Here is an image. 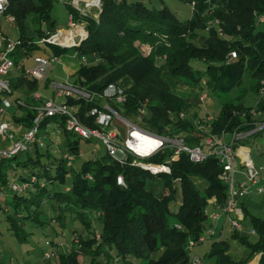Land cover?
I'll list each match as a JSON object with an SVG mask.
<instances>
[{"label": "trees", "instance_id": "obj_1", "mask_svg": "<svg viewBox=\"0 0 264 264\" xmlns=\"http://www.w3.org/2000/svg\"><path fill=\"white\" fill-rule=\"evenodd\" d=\"M54 1L9 0L3 11L14 17L19 32L15 39L19 43L9 53L12 69H19L14 75L8 73L11 86L8 95L22 86L31 93L37 88V80L21 62L32 52L44 55V47L36 43V38L51 33L55 22L52 16ZM184 1L191 4V15L182 20L166 6L157 9L141 1L101 0L98 19L86 18L88 35L84 40L70 47L48 46L55 56L70 54L80 60L79 68L72 74L74 86L95 94L102 93L110 84L123 88L125 100L119 104L111 102V105L126 120L159 134L165 132L166 126H171L173 132L186 134L188 144H199L201 132L194 127L193 121L195 118L202 121L203 116L198 107L192 106L195 103L191 95L175 93L168 78L175 79V84H187L198 95L202 78L191 61L201 60L208 76L206 87L210 90L221 93L239 86L247 71L251 77L249 89L257 94L259 82L264 79V27L259 28L264 24L259 20L264 16V0ZM67 9L75 13L71 7ZM215 18L219 20L217 26ZM42 24H46L47 29H42ZM138 42L151 46L149 55L141 54L136 47ZM231 50L236 51V57L229 59ZM159 56L165 58L158 66ZM82 57L86 58L85 63ZM245 91L242 89L239 96L222 103L211 122L212 132L235 128L245 131L251 128L246 124L248 121H264V98L258 96L254 105L246 106L243 103ZM30 95L25 101L17 97L10 101V107L16 108L10 121L24 129L34 125L36 107L41 104ZM66 102L75 106L76 115L84 125L96 126L94 117L88 112L93 106H100L101 99L73 95L67 97ZM19 108L21 113L17 112ZM141 108L144 113L140 112ZM251 109L261 114L252 116ZM181 111L188 117L169 118L171 113L178 115ZM49 120L55 121L66 133V148L73 154L81 153L78 140L69 137L75 134L65 129L64 118L52 116L41 121L35 137L39 139L26 142L25 148L1 159L0 210L6 213L14 234L23 232V220H36L42 212L41 204L52 199L57 203V215L51 217V221L62 225L64 212L69 210L86 226L85 232L73 233L72 244L76 246L73 245L69 252L58 253L57 264H81L80 255L90 257L89 264H105L111 260L126 262L130 258H146L147 264H193L188 254V240H196L212 225L211 220L206 224V206L213 201L223 204L227 194V184L219 177L221 166L217 157L210 155L200 162H192L181 153L172 161V149L167 148L148 160L151 163L166 161L170 173H152L133 164L134 158L130 155L120 163L106 152L100 158L83 161L68 180L72 164H67L64 155L56 157L47 149L40 151L49 139L45 135L48 132L40 128ZM43 155L50 159L48 163L41 161ZM13 162L29 170L26 175L19 174L10 181L2 168L7 170L8 164ZM119 174L123 184L116 182ZM10 183H26V186L12 190ZM56 183L67 185V188L57 189ZM7 189L12 192L10 199L4 197ZM178 192L180 199L176 203ZM245 199L239 202L244 215L242 222L247 220L251 224L250 232L258 238L248 243L238 232L242 227L233 229L232 236L248 248L246 257L241 260L232 257L227 252L228 241L219 234L203 258L199 256L202 264L209 257H214L212 264H249L254 258L256 264H264V219L248 213ZM89 210L96 212L101 225L98 232L90 231L92 223L86 217Z\"/></svg>", "mask_w": 264, "mask_h": 264}, {"label": "built area", "instance_id": "obj_2", "mask_svg": "<svg viewBox=\"0 0 264 264\" xmlns=\"http://www.w3.org/2000/svg\"><path fill=\"white\" fill-rule=\"evenodd\" d=\"M9 0H0V13L3 12L8 5ZM76 10H81L78 7V2L72 0ZM193 5V3H192ZM87 7L97 6L98 10H101L100 0L86 1ZM80 12V11H79ZM98 18V15L95 16ZM10 24L14 23V17L9 15L7 17ZM70 28L76 26V20L72 13L67 17ZM260 21H264V16L259 17ZM85 25V24H84ZM220 32V29H218ZM87 31H83L80 41L78 43L65 44L61 42L64 36L59 32L47 34V36L41 37L37 43L53 44L57 46L70 47L78 45L82 40L87 37ZM19 40H10L0 33V91L4 94L1 97L0 114L4 113L7 108L10 107V100L5 97V93L11 92V86L9 78L7 77L9 71L13 67L12 60L9 57V53L18 45ZM139 45V44H138ZM151 52V46L149 44L141 45V53L146 56ZM236 57V51L231 50L229 52V59ZM164 56L157 57L156 65H160ZM55 59V58H54ZM49 59L43 56H35V67L29 69V73L37 78L44 79V73L50 66ZM82 62H86V58H81ZM198 91L202 87H206L205 79H201ZM184 89H187V84H182ZM259 98H264V79L259 82ZM54 89L55 95H64L62 103H57L55 99L42 100L41 104L36 107L37 114L34 117V125L31 128L24 130L12 129L7 122L0 123V136L10 141V147L0 148V161L7 155L14 153L20 149L25 148L26 142H31L36 137L37 129L45 117L60 116L64 118L65 129L72 132L79 138L83 139H98L101 140L107 150L110 157L117 159L120 163L124 162L126 155H130L134 158L133 161H137L139 166L151 171L152 173L165 172L170 173L171 169L167 162L151 163L144 162L145 159L162 153L165 149H172L170 160H177L181 153L187 155L192 162H200L207 156H216L221 166V172L219 177L224 183L227 184V194L223 204H219L215 201L211 202L216 208L211 215V221L220 217V210L223 211V225L219 228V234H223V228L225 223H228L231 229L240 230V222L243 220V210L239 204L241 199L247 197L251 192L258 194H264V163L256 166L250 159L248 150H241L242 146L238 145L243 139H247L250 136L259 134L264 130V121H248L246 124L251 128L245 131H239L235 128L233 131H221V133L212 132L211 122L214 118L210 115H205L200 121L199 118H195L193 121L194 127L201 132L199 144H188L186 140V134L182 131L173 132L171 126L165 127L164 133H153L138 127L120 116L111 105V102L119 104L125 100V94L123 88L115 84L108 85L102 93H91L74 86L72 83H51ZM77 96L84 99H92L98 97L101 99L100 106H93L88 114L94 117L95 127H88L84 125L76 115V108L74 105H70L66 102V98L70 96ZM36 98L41 99V95H36ZM207 98L206 92H200L198 99L203 102ZM141 113H144V108L140 109ZM252 116H258L261 111L255 109L250 110ZM169 118H187L188 115L184 112H179L178 115L171 113ZM114 121H117L120 126L124 128L123 133L120 129L114 125ZM113 125V127H111ZM195 133V132H194ZM192 134V133H191ZM41 139V138H40ZM40 144L41 141L39 142ZM67 160V164H71L72 156L64 155ZM236 159L237 163L243 168L240 172L243 174L244 181H236ZM132 161L133 164H135ZM117 184H123V177L121 174L116 177ZM26 186V183L18 185L16 183H10L12 190H21ZM253 232V230H252ZM215 230L212 229V225L207 226L205 231L200 234L196 240L189 239L187 243V249H191L196 243L205 241L209 236L214 235ZM256 261V260H252ZM191 263L202 264L198 255H193ZM257 263V262H256ZM255 263V264H256Z\"/></svg>", "mask_w": 264, "mask_h": 264}, {"label": "rangeland", "instance_id": "obj_3", "mask_svg": "<svg viewBox=\"0 0 264 264\" xmlns=\"http://www.w3.org/2000/svg\"><path fill=\"white\" fill-rule=\"evenodd\" d=\"M128 1H141L149 7L161 8L166 6L177 18L186 19L191 15V4L184 0H128ZM71 7L69 4H66V0H56L54 1L52 16L55 20L54 26L52 27L51 33L56 32L57 29L68 30L67 28V6ZM93 9H97V6H92ZM91 7V8H92ZM214 23L216 26L219 24V20L215 18ZM264 23V22H263ZM264 27V24H261L259 28ZM217 28L220 29L218 26ZM29 32H31L30 27L28 28ZM42 29H47L46 24H42ZM0 31L3 35L10 40L16 38L18 35L17 27L14 24H10L7 19L6 13H0ZM67 42V41H66ZM196 42V41H195ZM136 47L141 52V45L136 43ZM139 44V45H138ZM142 54V53H141ZM150 54V53H149ZM148 54V55H149ZM70 55V54H69ZM143 55V54H142ZM147 56V55H146ZM35 53H30V55L26 56L22 60V65L26 70L32 69L35 67L34 62ZM165 57V56H164ZM73 62L69 63L67 58H62L61 61L54 59L50 64L51 67L47 68L44 73V79L37 80V88L33 93L43 94L47 98L55 99L57 103H62L64 100V95L56 96L54 89L50 86L51 83H62L67 82L71 83L74 77L70 74L69 71H75L80 66V60L77 58L69 57ZM66 61L69 64L65 66L64 62ZM191 65L199 70V74L202 79L207 80L208 76L205 73V63L201 60H192ZM19 69V67L13 68L12 74ZM70 74V75H69ZM70 76V79H69ZM68 78V79H67ZM46 80L48 84L46 83ZM172 90L175 93L185 95L189 93L191 95V100L195 104L192 105L194 107H198L202 116L206 114L214 117L215 114L218 113L222 103L224 101L232 100L235 96H239L241 94L242 89H246V94L243 98V103L246 106H252L258 100V95L254 93L251 89H249V85L251 83V77L248 72L245 71L243 74V78L241 84L232 88L227 92L216 93L215 91L210 90L207 87H202L198 91V95L196 90L191 87H187L184 89L182 83L178 82L175 84V79L168 78ZM206 92L207 98L205 101L201 102L198 99L200 92ZM17 93V92H16ZM16 93L11 95H7L10 100L13 99ZM30 93V92H29ZM26 95V94H24ZM1 96V95H0ZM23 96V95H22ZM16 108L14 106L7 108L4 113L0 114V122L1 121H10L13 111ZM192 110V109H191ZM18 113H21L22 110L19 108L17 110ZM117 121H114V125L117 127H121ZM113 127V125H111ZM41 131H47L49 135H51V139L45 141V146L40 150L41 152L45 149L52 156L62 157L63 155H72L73 160L71 161L72 172L67 174V179L70 180L73 173L78 171L82 162L88 159H96L105 155L107 152L104 143L98 139L86 140L83 138H78L76 135H69L70 139L78 140V147L81 153L73 154L66 148V133L62 130L60 126H57L56 122L53 120H49L47 125L42 126L40 128ZM249 149V156L252 162L256 165H262L264 163V130L256 136L248 137L243 144ZM10 141L0 137V147H9ZM50 159L47 156H41V161L44 163H48ZM136 165L137 161H133ZM144 162H149L148 158L144 160ZM15 162L12 164L9 163L10 167L6 169L2 168L7 175L8 180L16 179L19 174L26 175L28 173V169H25L21 166H15ZM141 167V166H140ZM70 168V169H71ZM142 168V167H141ZM239 169V168H238ZM147 170V169H146ZM151 172V171H150ZM162 172V171H160ZM236 181H244L245 178L242 175L237 174L235 177ZM55 188L65 190L67 185H61L56 183L54 185ZM7 195L5 198H11L12 192L6 190ZM9 193V194H8ZM180 196L179 192L176 195V203L179 202ZM11 210L12 206L7 205ZM42 212L38 214L36 220H23L22 229L15 235L13 230L10 228V221L6 218V213L3 210H0V264H57V255L58 253H66L69 252L70 248L76 244H72V236L74 232H85L86 226L84 223L80 221L79 218L75 217L74 211H65L62 217V225L58 223V221H51V217L57 215V203L50 199L44 201L40 206ZM246 208L250 215L256 216L264 219V194H258L256 192H251L246 199ZM207 210V219L206 224H208L211 220V215L216 208L212 204H208L206 206ZM220 212V217L218 219H214L212 223V229L215 230V234L209 236L205 241L195 244L190 250H188V254L190 257L193 255H198L203 258L204 254L209 250L213 241L218 239L219 228L223 225V211ZM87 220L92 223L91 230H95V232L100 231L101 225L97 222L96 212L93 210H89L86 212ZM242 229L238 231L240 234L244 235L248 243H254L257 240V235L252 234L250 232L251 224L245 220L240 222ZM232 231L230 225L225 223L223 228V239L227 240L229 243V248L227 252L234 257L236 260H241L246 257L248 253V248L239 242L238 238L232 236ZM114 249L110 251L113 254ZM49 255V256H48ZM81 264H89V258L86 255H80ZM256 260V258H254ZM146 258H130L128 261H107L105 264H147ZM214 262V257H209L205 259L204 264H212ZM257 262L254 261V264Z\"/></svg>", "mask_w": 264, "mask_h": 264}, {"label": "crops", "instance_id": "obj_4", "mask_svg": "<svg viewBox=\"0 0 264 264\" xmlns=\"http://www.w3.org/2000/svg\"><path fill=\"white\" fill-rule=\"evenodd\" d=\"M64 1V0H63ZM74 1H77L78 2V7H80L81 8V10H76V8H75V6H74V4H73V2H72V0H66V4H69L70 6H71V8L75 11V13L74 12H72V11H68V13H67V17H68V14L69 13H72L73 15H74V18H75V20H76V26L75 27H73V28H70V26H69V24H68V20H67V28H68V30H66V31H64V30H61V29H57L56 31L57 32H59L60 34H62V35H64V34H68L69 35V37L70 38H68V42L67 43H78L79 41H80V38H81V34L83 33V31H87L86 30V18L87 17H92V18H94V19H98V18H96L95 16L96 15H99V13L101 12V10L99 11L98 9H93L94 7H87V6H85L86 5V1H89V0H74ZM101 1V0H100ZM2 13V12H1ZM9 15L7 14V17H8ZM14 24V23H13ZM85 24V25H84ZM15 25V24H14ZM0 33H1V31H0ZM3 33V32H2ZM54 33V32H53ZM4 34V33H3ZM73 34V35H72ZM80 34V35H79ZM87 34H88V32H87ZM5 37H6V35H4ZM18 36V35H17ZM17 36H16V38H13V40H15V39H17ZM80 36V37H79ZM65 37H67V36H65ZM37 40H36V43H37V41L40 39H38V38H36ZM65 42V41H64ZM37 44H40V43H37ZM40 45H42V47H44V48H42L43 49V51H44V55L43 54H35V56H43V57H47V58H49V59H56V60H59V61H61V59L62 58H64V56H65V58H67L68 60H69V63L70 62H73L72 60H70L69 59V57H72V58H77V57H75L74 55H69V54H65V55H59V56H55V55H53V53L51 52V50H50V48H49V46H48V44H44V43H41ZM78 59V58H77ZM79 60V59H78ZM52 61H50V63H51ZM64 62V64H65V66H67L69 63L68 62H66V61H63ZM81 63V62H80ZM50 67H51V64H50ZM49 67V68H50ZM75 69H76V67H75ZM75 69L74 70H71V71H69L70 72V74L72 75L74 72H75ZM12 71H13V69H11L10 71H9V76L12 74ZM15 74H16V72H15ZM69 74V75H70ZM12 75H14V74H12ZM7 77H8V75H7ZM9 78V77H8ZM33 78H35V77H33ZM36 80H38L37 78H35ZM68 79V78H67ZM69 79H70V76H69ZM46 83L48 84V82H47V80H46ZM51 85V84H50ZM17 92V93H16ZM13 93H16L15 94V96L13 97V98H21V99H24V101L26 100V97H28L29 96V94H31L30 96H32V97H34L35 98V101H38L39 102V104L41 103V101L42 100H48V99H50V98H47L46 96H44L43 94H40L41 95V99H38V98H36V95H38V93H29V90H28V88L26 87V86H22V87H20V88H18L15 92H13ZM10 94V93H9ZM24 94H26V95H24ZM3 95V94H2ZM7 95L8 94H5L4 96L5 97H7ZM23 95V96H22ZM257 95H258V93H257ZM259 96V95H258ZM2 97V96H1ZM8 99H9V97H7ZM1 99V98H0ZM10 100V99H9ZM11 101V100H10ZM21 103H22V100H19ZM10 108V107H9ZM2 122H7V123H9L10 124V126H11V128L12 129H15V128H17V130H24V128H22V127H18L17 125H14V123H12L11 121H1L0 123H2ZM117 123V122H116ZM116 125H119V124H116ZM119 129H120V131L123 133V131H124V128H121V127H118ZM45 132H47V131H45ZM46 135V137L47 138H49V139H52V138H54V137H52L51 138V135H49V133H47V134H45ZM1 137V136H0ZM5 139V138H4ZM246 139H243L242 141H240L239 143H238V145H240V144H243V141H245ZM240 146H242L243 148H241V150H248V152H249V149L246 147V146H244V145H240ZM238 162V160L236 159V169L238 170V172H236V175L237 174H239V175H242L243 176V174L240 172L243 168L241 167V165L239 164V163H237ZM239 168V169H238ZM248 197V196H247ZM247 197H246V199H247ZM245 199V200H246ZM196 255V254H195ZM202 258V257H201Z\"/></svg>", "mask_w": 264, "mask_h": 264}, {"label": "bare ground", "instance_id": "obj_5", "mask_svg": "<svg viewBox=\"0 0 264 264\" xmlns=\"http://www.w3.org/2000/svg\"><path fill=\"white\" fill-rule=\"evenodd\" d=\"M97 9H98V8H97ZM72 35H73V34H72ZM79 35H80V34H79ZM63 36H64V39H61V42L65 43V44H68V43H67V42H68L67 40H68V38H70L69 35H68V34H67V35L64 34ZM65 36H67V37H65ZM79 37H80V36H79ZM64 41H67V42H64ZM249 264H254V261L249 262Z\"/></svg>", "mask_w": 264, "mask_h": 264}]
</instances>
